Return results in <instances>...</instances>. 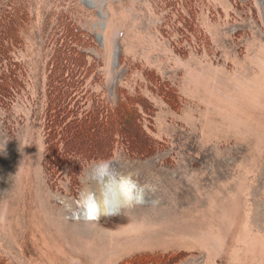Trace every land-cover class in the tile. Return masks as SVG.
<instances>
[{"label": "rangeland", "instance_id": "obj_1", "mask_svg": "<svg viewBox=\"0 0 264 264\" xmlns=\"http://www.w3.org/2000/svg\"><path fill=\"white\" fill-rule=\"evenodd\" d=\"M12 3L26 18L0 108V264H264V0ZM65 25L110 109L72 146L45 115ZM135 95L124 129L111 109ZM99 160L155 184L158 206L74 219Z\"/></svg>", "mask_w": 264, "mask_h": 264}, {"label": "trees", "instance_id": "obj_2", "mask_svg": "<svg viewBox=\"0 0 264 264\" xmlns=\"http://www.w3.org/2000/svg\"><path fill=\"white\" fill-rule=\"evenodd\" d=\"M26 14H24L20 5L12 3L7 0L0 7V108L7 110L9 105L13 102L12 94L19 88L18 81L21 80L19 76V62L18 54L20 52V35L16 31V22H24ZM68 25L63 27V36L61 37L62 43H57L58 48L57 56H52L51 70H50V85L48 84L47 93L50 97L45 101V115L48 128H56V123L65 128L64 139L72 146V140L75 139L79 130H93L97 125V121H103L109 118V106L106 103L99 101L104 107H100L97 101L98 95H94L87 87L82 86L86 78L91 72L87 68L85 55L78 54L73 47L74 34L67 28ZM76 32V31H75ZM71 42V43H70ZM77 54L79 57H77ZM89 78V77H88ZM80 90V91H79ZM75 92V94H73ZM75 95L80 98L74 99ZM81 97H80V96ZM126 99L127 104H132L129 113L119 114L117 111L120 107H115L114 118H124L120 126L126 129L125 124L128 121L135 120L137 112V104L140 103V96ZM50 99V101H49ZM82 105H81V104ZM89 103L90 106H85ZM81 105V106H80ZM139 105V106H140ZM84 108L86 110H81ZM9 110V109H8ZM81 110V111H80ZM109 111V112H108ZM80 112H83L80 114ZM125 114V116H124ZM111 116V115H110ZM124 116V117H122ZM108 122V120H104ZM121 128V127H120ZM121 132V131H120ZM132 264H136L133 262Z\"/></svg>", "mask_w": 264, "mask_h": 264}, {"label": "clouds", "instance_id": "obj_3", "mask_svg": "<svg viewBox=\"0 0 264 264\" xmlns=\"http://www.w3.org/2000/svg\"><path fill=\"white\" fill-rule=\"evenodd\" d=\"M138 173L124 171L112 160L94 162L85 173L74 219L98 220L103 216L119 215L122 211L139 206L156 207L159 199H149L157 192L152 183H141Z\"/></svg>", "mask_w": 264, "mask_h": 264}, {"label": "bare ground", "instance_id": "obj_4", "mask_svg": "<svg viewBox=\"0 0 264 264\" xmlns=\"http://www.w3.org/2000/svg\"><path fill=\"white\" fill-rule=\"evenodd\" d=\"M240 114V113H239ZM239 124V123H238ZM134 129H136L135 128V126H132ZM133 128H132V130H133ZM232 129V128H231ZM252 131V130H251ZM258 133V132H257ZM261 133H262V131H261ZM264 136V135H263ZM244 137V136H243ZM145 139V138H144ZM262 139V138H261ZM263 140V139H262ZM258 142V141H257ZM256 146V145H255ZM259 146V145H258ZM260 147V146H259ZM257 148V147H256ZM258 150V149H257ZM254 153H255V151H254ZM258 154V153H257ZM241 166V165H240ZM251 171V170H250ZM37 180V179H36ZM240 183V182H239ZM230 220V219H229ZM50 222V221H49ZM205 225V224H204ZM223 226H224V224H223ZM222 230V229H221ZM202 242V241H201ZM200 242V243H201ZM141 243V242H140ZM211 257V256H210Z\"/></svg>", "mask_w": 264, "mask_h": 264}]
</instances>
